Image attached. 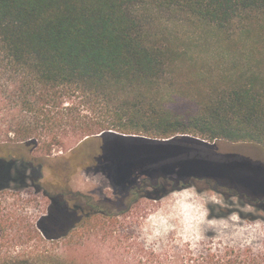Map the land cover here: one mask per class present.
I'll return each mask as SVG.
<instances>
[{"label":"trees","instance_id":"16d2710c","mask_svg":"<svg viewBox=\"0 0 264 264\" xmlns=\"http://www.w3.org/2000/svg\"><path fill=\"white\" fill-rule=\"evenodd\" d=\"M254 17L264 23V0H0V189L13 175L21 180L26 167H41L28 155L11 159L3 149L13 144L35 153L43 136L50 138V154L68 140L106 134L155 140L191 136L264 148V79L252 74L247 83H211L205 98L167 101L174 83H165L166 77L183 52L172 38L154 31L156 22L180 19L227 32L237 19ZM40 177L35 183L52 199V209L39 227L46 236L59 234L50 239L69 237L97 216L109 219L131 209L125 202L115 206L72 192L67 181L40 185ZM202 180L143 178L128 197L156 201L167 189H188ZM237 194L231 197L241 198ZM46 221L69 225L47 231ZM69 258L68 264H75ZM183 258L188 264L239 263L229 254Z\"/></svg>","mask_w":264,"mask_h":264},{"label":"rangeland","instance_id":"374dc122","mask_svg":"<svg viewBox=\"0 0 264 264\" xmlns=\"http://www.w3.org/2000/svg\"><path fill=\"white\" fill-rule=\"evenodd\" d=\"M154 31L172 38L183 52L166 77L165 83H174L167 101L205 98L211 83H247L252 74L264 79L260 18H239L227 32L165 19L154 24ZM49 140L41 137L35 153L13 144L3 149L11 159L28 155L41 167H26L21 180L13 175L0 189V263L68 264L71 257L75 264H153V253L157 264H188L183 255L189 253L199 260L229 254L237 264H264V209L246 203L247 198L264 200L263 147L191 136L163 141L106 134L68 140L66 149L55 146L50 154ZM39 173L40 185L67 181L72 192L115 206L125 202L131 209L109 219L97 216L69 237L50 239L57 233L46 236L39 227L52 209L51 199L35 183ZM157 176L210 182L167 189L156 201L128 197L143 178ZM236 193L241 198L231 197ZM58 225L65 230L69 222L46 221L44 227Z\"/></svg>","mask_w":264,"mask_h":264},{"label":"water","instance_id":"95a60500","mask_svg":"<svg viewBox=\"0 0 264 264\" xmlns=\"http://www.w3.org/2000/svg\"><path fill=\"white\" fill-rule=\"evenodd\" d=\"M99 136H101V135H98L97 137H99ZM122 137H131V138H137L136 136H125V135H123ZM179 137H187V136H179ZM85 140H87V138L86 139H84L83 141H85ZM167 140H169V139H167ZM167 140H163V141H167ZM82 141V142H83ZM171 191H174V190H171Z\"/></svg>","mask_w":264,"mask_h":264},{"label":"flooded vegetation","instance_id":"af4514ba","mask_svg":"<svg viewBox=\"0 0 264 264\" xmlns=\"http://www.w3.org/2000/svg\"><path fill=\"white\" fill-rule=\"evenodd\" d=\"M50 198V197H49ZM51 202H52V199H51ZM121 204V203H120ZM263 207V209H264V205L262 206ZM59 236V234H57V236H55V237H58Z\"/></svg>","mask_w":264,"mask_h":264}]
</instances>
